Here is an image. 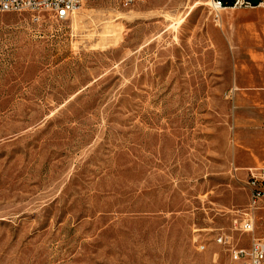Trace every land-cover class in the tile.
Instances as JSON below:
<instances>
[{
	"label": "rangeland",
	"instance_id": "1",
	"mask_svg": "<svg viewBox=\"0 0 264 264\" xmlns=\"http://www.w3.org/2000/svg\"><path fill=\"white\" fill-rule=\"evenodd\" d=\"M232 6L0 13V264H239L264 168V5Z\"/></svg>",
	"mask_w": 264,
	"mask_h": 264
},
{
	"label": "built area",
	"instance_id": "2",
	"mask_svg": "<svg viewBox=\"0 0 264 264\" xmlns=\"http://www.w3.org/2000/svg\"><path fill=\"white\" fill-rule=\"evenodd\" d=\"M87 0H0V13L29 12L33 17L43 12L50 13L57 20L68 19ZM139 0H123L126 5ZM216 16L222 9L228 8L223 0H212ZM253 7L247 0H233V6ZM249 186L251 198L249 204L242 211L240 221H235V228L243 233L251 235L248 247L232 245L229 249L232 261L239 264H264V234L258 235V214L264 210V168H249ZM217 241L221 244H229L227 236L219 235ZM200 250L206 249V244H200Z\"/></svg>",
	"mask_w": 264,
	"mask_h": 264
},
{
	"label": "crops",
	"instance_id": "3",
	"mask_svg": "<svg viewBox=\"0 0 264 264\" xmlns=\"http://www.w3.org/2000/svg\"><path fill=\"white\" fill-rule=\"evenodd\" d=\"M247 1H250L252 3L253 7L261 6L263 4V0H247ZM254 4H257V5L254 6ZM250 168H254V167H250Z\"/></svg>",
	"mask_w": 264,
	"mask_h": 264
},
{
	"label": "trees",
	"instance_id": "4",
	"mask_svg": "<svg viewBox=\"0 0 264 264\" xmlns=\"http://www.w3.org/2000/svg\"><path fill=\"white\" fill-rule=\"evenodd\" d=\"M224 3L226 4V6H231V4H233V0H223ZM257 4H254V6H256Z\"/></svg>",
	"mask_w": 264,
	"mask_h": 264
},
{
	"label": "bare ground",
	"instance_id": "5",
	"mask_svg": "<svg viewBox=\"0 0 264 264\" xmlns=\"http://www.w3.org/2000/svg\"><path fill=\"white\" fill-rule=\"evenodd\" d=\"M262 5H264V3Z\"/></svg>",
	"mask_w": 264,
	"mask_h": 264
}]
</instances>
